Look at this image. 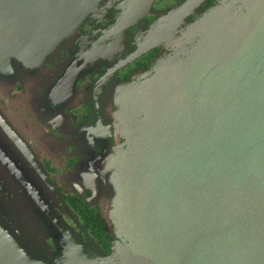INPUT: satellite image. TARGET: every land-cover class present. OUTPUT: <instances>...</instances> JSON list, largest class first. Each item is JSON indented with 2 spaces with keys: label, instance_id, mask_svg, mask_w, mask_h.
<instances>
[{
  "label": "water",
  "instance_id": "95a60500",
  "mask_svg": "<svg viewBox=\"0 0 264 264\" xmlns=\"http://www.w3.org/2000/svg\"><path fill=\"white\" fill-rule=\"evenodd\" d=\"M104 1L0 0V25L19 29L30 43L45 48L73 34ZM153 1H123V20L135 22ZM203 1L187 0L161 14L152 31L154 42L169 44L174 28L187 24L176 56L160 59L139 81L117 84L123 102L114 124L126 135L127 148L114 146L119 221L114 255L100 247L62 197L96 256L84 243H74L69 232L63 257L47 259L0 213V264H130L136 258L137 264H164L155 244L137 232L143 226L134 228L130 221L143 201L154 207L152 221L158 226L150 228L164 240L158 246L180 264H264V0H247L260 21L258 34L249 31L254 25L226 18L197 41L194 32L221 8L232 11L225 4L191 22L189 16ZM160 135L166 153L159 157L149 141L159 142ZM212 153L214 162L208 160ZM189 172L214 181L203 184L211 193L202 201L184 199L181 176ZM121 197L128 205L124 210L116 209Z\"/></svg>",
  "mask_w": 264,
  "mask_h": 264
},
{
  "label": "flooded vegetation",
  "instance_id": "af4514ba",
  "mask_svg": "<svg viewBox=\"0 0 264 264\" xmlns=\"http://www.w3.org/2000/svg\"><path fill=\"white\" fill-rule=\"evenodd\" d=\"M123 1H104L73 34L45 48L0 25V201L14 202L37 234H49L42 254L50 260L63 257L69 232L93 254L77 217L113 252L117 84L139 81L181 48L157 44L152 31L161 14L187 0H154L135 22L123 20ZM225 4L231 14L252 8L247 0H205L189 20ZM185 27L174 28L176 39Z\"/></svg>",
  "mask_w": 264,
  "mask_h": 264
},
{
  "label": "rangeland",
  "instance_id": "374dc122",
  "mask_svg": "<svg viewBox=\"0 0 264 264\" xmlns=\"http://www.w3.org/2000/svg\"><path fill=\"white\" fill-rule=\"evenodd\" d=\"M124 11V10H123ZM235 14H227L225 7L221 8L215 15H213L207 22L206 25L201 26V28H199L197 31L194 32L195 38L198 40H200L203 36V33L207 30V29H211V28H216L218 27L219 24H223L224 20L226 18H229L230 23H234V22H240L241 24H252L255 27L251 30H249L250 32H252L253 30L255 31V33L258 34V24H259V20H258V16L256 14V12L252 11L250 8H247L246 11H241V12H234ZM123 17H124V12H123ZM187 27L183 28L182 30H186ZM181 30V31H182ZM264 31V27L262 29ZM183 36V34H182ZM181 35H179V37L175 40H173L169 46H175L176 43L179 45V43L177 41H180ZM201 36V37H200ZM180 47V46H179ZM234 52H237V48L234 49ZM180 53V52H179ZM178 54V53H177ZM177 54L171 55L168 57H174ZM164 58H167V56H165ZM163 59V58H162ZM127 101V98H124ZM123 102V98L119 97L116 99V107L115 110L117 111L119 108V105H121ZM117 114V112L115 113V115ZM118 135V140L116 142V149L119 150L120 148L124 147L127 148V144L122 142L123 141H127V137L125 134L122 135L121 132L117 133ZM123 138H122V137ZM121 139V140H120ZM156 139H154V137L152 138V140L150 139L149 141V147L150 148H157L156 150L158 152L159 157L163 156L164 153H166V148L164 149L163 146L165 145V141L166 139L161 138V135L159 137L158 140H160L159 142H155ZM152 143V144H151ZM116 155V153L114 154ZM215 155L210 154L208 155V160L210 162H214L215 161ZM174 178V177H173ZM196 181V182H195ZM204 183H208L209 186H212V184H214V181L211 179H206L203 175L201 174H197L194 172H189V173H185L184 175L181 176V182H180V187H181V191L182 194L186 197L184 198L185 200L192 202V203H196L197 201H202L205 197V194H210L211 192L207 189L203 187ZM144 194V193H142ZM20 197V196H18ZM123 197H121V199L118 201V205L116 209L119 210H124L125 208L129 207L131 208L133 203L131 202L130 196L129 194L127 195V204L124 202ZM9 200L5 199V201H0V213H5L6 215L9 216V218L11 220H13V222L19 226L20 230L24 233L27 234V237H30L31 243L34 245V247L38 248L40 250L41 253H44L45 247L47 246L46 243V238L48 237V233H36L34 230V226L30 225V223L27 222V220L24 218L22 210L20 208H18L14 202L10 203L8 202ZM29 203H31L30 201H28ZM28 204V203H27ZM141 210H139L136 214H132V216H130V221L132 223V225L134 226V228H136V226L139 227V225L143 226V229L141 231H137L139 232V234L142 235V237L144 239H146L148 242H150L151 244H155V247H157L160 251L161 255H158V257L160 258V260L164 263V264H180L181 261L178 259H173L171 257H169L168 255H166V249L165 247L162 245L158 246V243L163 240V236L156 230V229H152L150 228L151 226H158L157 224H155L152 221V213L154 212V207L152 205H150L149 203L143 201L142 205H141ZM31 211L33 212L34 209H31ZM110 219L114 222V228L117 224H119L118 218L114 215V212H110ZM113 255H114V250H113ZM137 259V258H136ZM132 261L130 264H137V260ZM121 264V262H120ZM146 264V263H145Z\"/></svg>",
  "mask_w": 264,
  "mask_h": 264
}]
</instances>
